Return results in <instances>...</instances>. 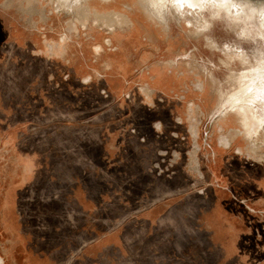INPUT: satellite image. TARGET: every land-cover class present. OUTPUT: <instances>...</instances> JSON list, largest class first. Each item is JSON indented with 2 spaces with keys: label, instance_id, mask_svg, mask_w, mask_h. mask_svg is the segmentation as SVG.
Returning a JSON list of instances; mask_svg holds the SVG:
<instances>
[{
  "label": "crops",
  "instance_id": "0c3cea01",
  "mask_svg": "<svg viewBox=\"0 0 264 264\" xmlns=\"http://www.w3.org/2000/svg\"><path fill=\"white\" fill-rule=\"evenodd\" d=\"M136 1L0 0L6 264H240L262 238L264 152Z\"/></svg>",
  "mask_w": 264,
  "mask_h": 264
},
{
  "label": "rangeland",
  "instance_id": "374dc122",
  "mask_svg": "<svg viewBox=\"0 0 264 264\" xmlns=\"http://www.w3.org/2000/svg\"><path fill=\"white\" fill-rule=\"evenodd\" d=\"M136 2L158 9L160 24L170 25L168 31L159 33L165 41L161 46L175 47V56L198 59L200 63H192L193 81H207L217 94L214 98L220 100L218 110L225 103V115L219 118L232 117L239 125L241 146L264 152V0H168L161 7L158 0ZM235 96L240 99L233 107L235 103L230 102ZM126 98L123 102H141L139 97ZM244 141L249 143L244 145ZM199 199L194 196L191 204ZM253 222L252 231L262 238L241 241L240 264H264V223ZM8 236L16 237L0 227V240ZM0 264H6L1 254Z\"/></svg>",
  "mask_w": 264,
  "mask_h": 264
},
{
  "label": "bare ground",
  "instance_id": "6f19581e",
  "mask_svg": "<svg viewBox=\"0 0 264 264\" xmlns=\"http://www.w3.org/2000/svg\"><path fill=\"white\" fill-rule=\"evenodd\" d=\"M158 3H159V7H161V6H167L168 4H169V2H168V0H158ZM174 3H179V2H174ZM187 4H190V3H188V2H186ZM179 4H181V3H179ZM238 4H240V6H241V2H238ZM244 4H247V3H244ZM155 5H156V3H155ZM249 5V4H248ZM242 7V6H241ZM239 97H237V96H235V97H233L232 98V100H231V105H232V103H235V102H238L239 101ZM224 106H225V103L223 104V108H224ZM191 160V159H190ZM189 163H190V161H189Z\"/></svg>",
  "mask_w": 264,
  "mask_h": 264
},
{
  "label": "flooded vegetation",
  "instance_id": "af4514ba",
  "mask_svg": "<svg viewBox=\"0 0 264 264\" xmlns=\"http://www.w3.org/2000/svg\"><path fill=\"white\" fill-rule=\"evenodd\" d=\"M219 111V110H218Z\"/></svg>",
  "mask_w": 264,
  "mask_h": 264
}]
</instances>
